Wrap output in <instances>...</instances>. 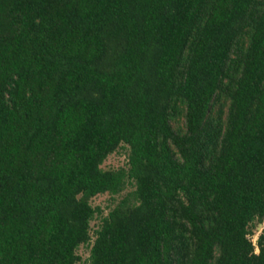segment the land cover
Masks as SVG:
<instances>
[{
    "label": "trees",
    "instance_id": "obj_1",
    "mask_svg": "<svg viewBox=\"0 0 264 264\" xmlns=\"http://www.w3.org/2000/svg\"><path fill=\"white\" fill-rule=\"evenodd\" d=\"M0 264H264V0H0Z\"/></svg>",
    "mask_w": 264,
    "mask_h": 264
},
{
    "label": "rangeland",
    "instance_id": "obj_2",
    "mask_svg": "<svg viewBox=\"0 0 264 264\" xmlns=\"http://www.w3.org/2000/svg\"><path fill=\"white\" fill-rule=\"evenodd\" d=\"M125 161H126L125 153L124 152L123 153L116 152V153L111 154L108 157V159L104 163V166L106 168L118 167L120 165H123L125 163ZM112 202H113V200H112V196L110 194H101V195L96 196L93 199V204L94 205H100L103 208L105 213H107L109 211V205ZM98 221H99V218L93 220L92 225H94V227H96ZM261 230H262V224H259L258 227L256 228L254 235H253V240L255 241V243L258 239V236H259ZM80 253L84 257H88V255H89V251L87 250L86 247H81Z\"/></svg>",
    "mask_w": 264,
    "mask_h": 264
}]
</instances>
